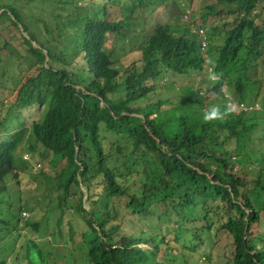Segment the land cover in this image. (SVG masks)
I'll return each instance as SVG.
<instances>
[{
	"label": "trees",
	"instance_id": "1",
	"mask_svg": "<svg viewBox=\"0 0 264 264\" xmlns=\"http://www.w3.org/2000/svg\"><path fill=\"white\" fill-rule=\"evenodd\" d=\"M27 1L35 3L29 13L24 12L22 0H0V30L14 27L27 46L26 54L36 59L31 70L32 64L10 44L5 46L13 56L0 57V90L7 87L15 93L7 104L0 99V137L10 120L38 108L40 114L28 131L18 127V132L28 135L21 153L31 161L52 153V173L39 174L46 186L43 193L52 196L57 191L60 204L74 199L73 214L82 217L81 238L89 248L82 259L88 264H117L124 255L128 264H145L140 261L145 256L150 264L156 254L137 246L146 241L144 233L135 239L119 235L126 215L166 214L172 223L168 226L185 228L189 236L195 232L200 238V232L209 234L205 228L214 225V209L224 215L215 220L216 229L231 238L233 254L228 261L264 264L263 158H258L259 164L252 162L244 176L234 173L236 166L243 168L248 162L239 137L264 123V110L229 111L208 122L201 118L211 105L223 110L232 99L248 106L259 102L262 94L249 76V67L264 45V0H217L220 14L233 20L221 34L223 40L220 35L210 38L207 53L211 59L216 53L211 63L203 61L190 31L182 35L169 23H151L156 6L165 0H106L97 12L92 6L82 7L86 0L66 2L63 11L62 0ZM73 7L77 32L65 34L74 23L69 17L64 22L63 14ZM134 19L140 21L138 32ZM110 39L123 47H137L136 61L125 60L126 53L118 57L125 51L112 50ZM191 48L199 63L189 62ZM192 69L208 74L206 82L211 74L218 76L211 87L215 99L200 95L191 82L176 89L184 96L182 102L170 97L167 83L174 78L185 83ZM223 85L230 98L224 97ZM20 140L16 133L0 141V205L15 203L3 183L9 173L16 174ZM216 202L223 206L215 209ZM15 207L0 209V253L2 240L13 228L7 218ZM177 207L196 212L197 217L187 224ZM93 233L94 239L89 236ZM186 244L190 247L183 248L184 254L196 257L185 252H196L190 237ZM64 259L69 261V255Z\"/></svg>",
	"mask_w": 264,
	"mask_h": 264
},
{
	"label": "rangeland",
	"instance_id": "2",
	"mask_svg": "<svg viewBox=\"0 0 264 264\" xmlns=\"http://www.w3.org/2000/svg\"><path fill=\"white\" fill-rule=\"evenodd\" d=\"M72 1L74 2L75 0H62L61 10L63 11V9H65L64 5L66 2L68 3ZM212 1L213 0H203V1L201 0H179V4L182 5V7H180L178 3L174 4L173 2L169 3V2L164 1L159 7L156 8V16L153 18L151 23L155 26V25L164 24V23H170L173 25V24H179L180 21L185 22L184 16L182 18L183 12H181L185 10V13L189 11V15H190L189 19H191L192 22L197 24L199 22L198 17H201L202 15H204V7L207 4L211 3ZM105 2L106 0H86L83 2L82 7L88 8L92 6L93 9L97 12V8L103 5ZM21 4H24L25 6L24 12L29 13L31 11V7H33L34 9L35 3H33L32 1L22 0ZM122 12L123 10H120V15L122 14ZM149 12H150L149 10L144 11L146 16L149 14ZM139 14L141 15V13ZM63 15H64V18H63L64 22L67 23L68 22L67 18L69 17V19L73 21L72 23H74V20H76L77 18V10L75 9V7H73L69 10V12H66ZM232 20H233V17L225 18V21L230 22V23L232 22ZM134 22H135V27H137L136 31L138 32L140 21L137 19H134ZM221 24L222 22H220V19L216 18V20H212L210 25H207V28L210 29V27L212 26H217ZM230 27L231 25L228 26V28ZM76 28H78V25H76L75 23L71 27L68 26V28H66L67 32L65 34H69V33L73 34L77 32ZM218 32H219V29L217 28L216 34ZM220 38L223 40L224 39L223 35H220ZM72 42L75 43L76 38H73ZM6 44H10L13 51L14 50L17 51L25 59V61H27L29 64H32V66H30V69L34 70V68L36 67V65L34 64L36 62V59H33L29 55L26 54L27 46H24L22 44V38L14 27H9L8 30L7 29L0 30V57L4 59H6L7 56H13L9 50H5ZM143 44H141V46ZM108 46L111 47L112 50L123 49L125 51L124 53L122 52L117 53L116 55L118 57L123 56L126 53V56L124 57H127V58L125 60L136 61V58L139 52L136 50L137 47L135 46L123 47V45L121 46L119 42L118 44L116 42L113 43V40L111 39H110V43H108ZM129 51H131V53H127ZM256 54H260L261 56L258 58L256 62H253V64L249 67V76L253 82H257L258 92L259 94L260 93L262 94L259 99V104H260L261 102L264 103V45L258 50V52H256ZM0 61H1V58H0ZM33 74L34 72L29 74L28 76L33 75ZM207 75L193 74L189 82L195 84V86L199 89L198 93L200 95L205 94L206 98H209V96L213 92H210L208 90L211 89V87L214 85L213 83L216 81L209 80V82H206ZM0 79H1V76H0ZM8 82L9 84H12L11 81H8ZM168 88H169V91H172L170 97H172L173 100H175L176 102L183 101L181 99V97H184L183 94L179 95V93L176 92V89H178L177 85L176 86L169 85ZM12 92L11 90L7 89V87L2 88L0 90V99L3 100L4 103L7 104L10 100L14 98L13 95L15 93V90H12ZM39 114L40 113L37 107L30 108L29 110L24 112L23 116L20 119L10 120L7 131H5V133L2 134V136L4 138H9L11 134H16L17 132L18 136L21 138L16 148V151H15L16 163H14L15 166L18 165L17 170L20 172V176L18 180L9 179L7 185L10 188V191L12 194H14L17 191H19L20 194H23L22 196L23 199L26 197L25 191L30 190L27 192L28 194L31 193V195L29 196L30 205H33V209H36L35 213L38 216L36 220L42 222L44 216L47 213L45 205L41 203V195L44 192L45 190L44 188L46 186L43 183L42 176H39L38 172L42 169H45V170H49L50 173H52V170L49 165V161L52 159V153H48L42 159H38L37 157H35L34 159L37 158L36 159V161H38L37 163H40L42 165L41 168H38L40 170L35 169L34 167L31 166L32 163L28 162L27 159H29V157L21 153L22 148L25 146L27 142V136H28L27 132L24 131L23 134L18 132V129H19L18 127L25 128L28 131L30 122L33 119L37 118ZM2 116L3 114L2 112H0V118ZM253 131H254V128L250 130V132H253ZM0 141H2V137H0ZM255 142L259 146L262 145L261 142H263V145H264V130L263 129H259L258 132L256 133ZM239 170H241L240 167L236 166L234 173H237L240 176H244L246 174V172H243V171L238 172ZM257 193H259V191H257L256 194ZM53 194H54V200H56L57 192H53ZM250 197L254 199L253 196H250ZM43 200L48 201L50 199L45 197ZM69 203L73 204V202H69ZM69 203L67 205H69ZM219 203L220 202H216V205H214L215 209H217L218 206H223V205H220ZM85 207L86 209H88L89 205H85ZM66 209H67V212L63 215V218L60 221L59 228L54 224L52 220H50L48 224L51 225L52 227H50L49 230H47V232L45 233L47 236L45 237V239L48 240L49 244L52 243L54 240L52 237H49V236L51 234L57 235L56 240H55V243H57V248L55 251L53 250L46 251L45 249H48V247L46 246V243L45 242L42 243V246L44 248L40 245V243L44 239L38 238L37 234H30L27 231H25V233L28 237H30L37 244L38 248L41 250L42 256L51 259V261L47 260L48 263L50 262L49 264H88L87 261L82 259V258H87V254L89 251V248L87 246H86L87 248L84 246L83 239L81 238L82 229L79 223L80 221L79 218H82V217L80 216L76 217L72 213L71 207L68 206ZM177 209L183 216L182 221L186 222L187 224L194 221L193 219L197 217L196 212H192L191 210L187 211V209L183 210L181 207H177ZM211 212L214 214V220L224 218L222 210L213 209ZM189 213H192L193 218ZM57 214L60 215L59 211L57 212ZM32 215L34 214L30 213V216ZM165 215L166 214H164L163 216ZM124 219H125V222L121 228V231L119 232V235L126 236L131 239H135V238L141 237V232L146 231L147 233L153 236V239L155 240L156 244L162 243V239H163L162 232L166 233L167 231L173 228L171 226H168L169 224L166 223L165 221H163L164 223L163 227H160L156 220L151 221V218L149 217L146 218L144 216H140L137 214L136 215H130V214L126 215ZM262 220H264V217H262ZM169 223L171 222L169 221ZM109 225H107V227ZM176 232L177 234H179V237H180L178 246L182 247L185 244V237H186L187 230L185 228L184 229L177 228ZM260 232H264V227L262 228ZM59 233H61V236L59 235ZM73 233H75V239H76L75 243L72 241ZM211 233H212V240L211 241L206 240L202 245H200L197 248L196 250L197 253H195L194 255L196 256L201 255L202 248H206L211 253L213 264H219V262H222V263L227 262L232 257V254H233L232 248H231V238L224 231L216 232L215 229H212ZM89 236L94 239V233L89 234ZM51 239H52V242H51ZM169 241L172 246H177L172 241V237L169 238ZM142 243L143 244H141L140 246L143 249L148 248V246L150 245V242L149 243L142 242ZM168 251H169V246L162 244L161 250H160V256L167 254ZM68 255H69V261L64 259ZM201 258H202V255H201ZM38 260L40 261L41 258L38 257ZM152 262L153 260H151V263ZM12 264H22V261H20L19 263L12 262ZM229 264H233V263H229Z\"/></svg>",
	"mask_w": 264,
	"mask_h": 264
},
{
	"label": "clouds",
	"instance_id": "3",
	"mask_svg": "<svg viewBox=\"0 0 264 264\" xmlns=\"http://www.w3.org/2000/svg\"><path fill=\"white\" fill-rule=\"evenodd\" d=\"M165 1L169 2V3L173 2L174 4L175 3L179 4V0H165ZM201 1H203V0H201ZM161 4L156 6V8L159 7ZM215 5H216V8H215ZM179 6L182 7V5H180V4H179ZM219 11H220V7L217 5V0H213L211 3L207 4L204 7V15H202L201 17H198L199 22L197 24L192 22L191 19H189V16H190L189 11H187L185 13V10L181 11V12H183L182 18L184 16L185 22L180 21L179 24H173V25L169 23L171 26L176 27L178 32H180L182 35H183L182 32H184V31H190L192 33V36L195 37V40L198 44V53L202 56L203 61H206L207 63H209V62L211 63L216 57V53H215V56L213 57V59H211L207 53V46H208L210 38L211 37H217L221 34H224L228 29H230L232 27V25L229 22L225 21L226 17H231V16L222 15V14H220ZM216 18H219L220 22H222V24L217 25V26H212V27H210V29H208L207 25H210L212 20H216ZM229 25H231L230 28H228ZM217 28L219 29V32L216 34ZM187 36H189V35H187ZM192 48H193V46H192ZM192 48L189 52V55H190L189 62L199 63V60L197 57V52L195 50H193ZM205 67H208V66L205 65ZM192 70H195V71L192 72L191 77L193 76V74L200 75L204 72L203 71L202 73H199L198 69H192ZM192 70H190V71H192ZM209 71H210V67H209ZM190 78L186 77V82L183 84L177 82L176 78H174V80L171 83H167V84H168V86L169 85H175V86L177 85L178 87H183V86L185 87V85L189 83ZM209 78L212 81H218V76L216 74H211ZM211 89L208 90L210 92H213L209 96V99H211L212 96L215 99L217 93L215 91H212ZM222 92L224 93V97L230 98V96H229L230 93L228 91V88L225 85H223V87H222ZM253 110H256V111L264 110V107L261 104H259V102L253 104L252 106H248L245 104H238V103H236V100L232 99L229 101L227 106L224 107L223 110L221 109V107L219 105H215V104L211 105L210 107H208L207 109H205L203 111L201 118L203 121L208 122V121H212V120H216V119H222L227 114V112H229V111L232 112V114H237V113L240 114V113L251 112ZM35 119H33V120H35ZM253 128H254V131L250 132V130ZM251 129L249 131H247L248 132L247 135H245V132L243 131V133H241V135L239 137L240 143L242 144V146L240 147V151L242 152V155H245L244 152H247L248 162L246 164L245 163L242 164V165H246L243 168L241 166H239L241 170H239L238 172L242 171V169L245 170L243 172H247V169H252V162L259 164L257 162L259 157H262L263 158L262 163L264 162V145H263V142H261L262 143L261 146H259L255 142V136H256V133L258 132V130L259 129L264 130V123L260 124V126L255 125ZM2 138L4 139L3 136H2ZM249 154H252V156H249ZM25 155L30 157L27 154H25ZM27 160H28V162L32 163L31 166L34 167L35 169L42 167V165L40 163H37L38 161H36V160H34V161H31L30 159H27ZM38 170H40V169H38ZM15 171H16V174L9 173L7 175V177L5 178V181L3 183V187H5L6 191L10 194H12V193L10 191V188L7 185L9 179L18 180L19 176H20V172L17 170L16 167H15ZM42 171H46V170L42 169L38 172V174H40ZM46 172H50V171L47 170ZM82 190L85 192L84 187ZM28 191H30V190L25 191L26 197L24 199L22 198L23 194H20L19 191L12 194L13 197L15 198V203H14V205H9V206H16V207L13 210V216L10 218H7V219L12 223L13 228H12L10 234H8L7 237L2 240L3 250L0 253V264H12V262L19 263L20 261H22V264H49L50 262L48 263L47 260L51 261V259L42 256L41 250L38 248L37 244L30 237H28L26 235L25 231L29 232L30 234H37L38 238L44 239L40 243V245L42 246V243L45 242L46 246L48 247V249H45L46 251H52V250L55 251L57 248V243H55L57 235L51 234L49 236V237H52L54 239L53 242L51 239L52 243H50V244L48 243V240L45 239V237H47L45 233L47 232V230H49L50 227H52L48 223L50 220H52L54 222V224L59 228L60 221L62 220L63 215L67 212L66 208L69 206V207H71L72 213L74 212V209L72 208L73 204L69 203V202L74 203V199H72V201L68 200L67 204L69 203V205L60 204V202L57 199V195H56V200H54V194L53 193H52V196H49L48 194L42 193L41 203L43 205H45L47 213L44 216L42 222L37 221L36 219L38 218V216L35 213L36 209H33V205H30L29 196L31 195V193L28 194L27 193ZM54 192H57V191H54ZM57 194H58V192H57ZM45 197L49 198L50 200H48V201L43 200ZM214 205H216V203ZM9 206L8 205H0V209L4 208V207H9ZM58 211H59L60 215L57 214ZM30 213L34 214V215L30 216ZM140 216H144V217L148 218L147 215H140ZM149 218H151V221L156 220L158 222L159 226L161 224H163L162 223L163 221H167L169 225L172 224V223H169L168 218L163 216V215L161 217H158L155 214L153 217H149ZM213 223H214V225L212 228H205V231H209V234L204 233V232H202V233L200 232V238H195V236H194L195 232H193V234L191 236H189V234L186 232L185 244L182 247L178 246V242L180 241V237L174 228L171 229V232L169 234L162 232L163 239H162V243H160V244L155 243V240L153 239V236L151 234L147 233L146 231H143L141 233H144L146 235L147 239H146V241H142V242H145V243L150 242V245L148 246V248L143 249L140 246L143 243L139 242L137 244V246L144 251L152 250L154 252V254H156L155 257L153 259H151V260H153V262L151 263V260L149 261L150 264L159 263V262H160V264H183L184 262H187V264H213L212 263L213 262L212 257H211L210 261L207 257L208 254L211 256V253L208 249L202 248V252H201L202 258H201V255H197V256L194 255L196 257H190L189 255L186 256L184 254V249H183L184 247H190L189 245L186 244V240H188L189 237H190V239H192V242L194 244L192 247H194L197 250V248L200 245H202L206 240H209V241L212 240V233H211L212 229H215L216 232L224 231V230H217L216 229L215 220L213 221ZM260 233H263V232H260ZM59 235L61 236V233H59ZM94 236H95V234H94ZM122 237H126V236H122ZM170 237H172V241L177 246L171 245V243L169 241ZM129 239H131V238H129ZM253 240L254 241H262L259 238H255ZM162 244L169 246V251L167 254L160 256V250H161ZM185 252L187 254H190V255L197 253V251L193 252V253H191L190 251H185ZM232 252H233V250H232ZM38 257L41 258L40 261L38 260ZM123 257L124 258L121 260V263H117V264H123V263L128 264V260L125 258L124 255H123ZM140 261H142L146 264L145 256H141ZM229 263H232V262L231 261H227L224 263L219 262V264H229Z\"/></svg>",
	"mask_w": 264,
	"mask_h": 264
}]
</instances>
